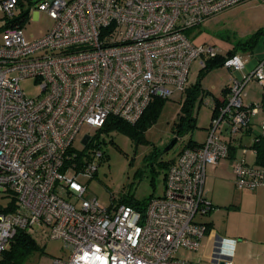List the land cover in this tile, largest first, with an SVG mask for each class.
<instances>
[{
  "label": "built area",
  "instance_id": "2783aa9c",
  "mask_svg": "<svg viewBox=\"0 0 264 264\" xmlns=\"http://www.w3.org/2000/svg\"><path fill=\"white\" fill-rule=\"evenodd\" d=\"M264 1V0H262ZM245 0H38V12L53 19L44 35L25 38L22 21L32 8L26 0H0V194L12 202L0 208V253L16 230L59 238L69 251L51 264H194L176 252L197 251L211 211L206 170L231 161L234 185L264 186V165L243 155L264 137V119L248 143L241 135L264 104L245 103L244 86H264V58L244 76L231 78L216 106L205 140L185 147L171 162L162 193L144 211L125 203L102 207L86 196V184L106 156L87 132L113 115L134 124L155 98L185 92L192 60L220 53L196 44L186 30ZM223 63L244 69L241 54ZM33 79L39 92L28 96L21 82ZM114 198V197H112ZM236 239L216 236L211 264H233ZM226 245L222 248L220 245ZM196 264V263H195Z\"/></svg>",
  "mask_w": 264,
  "mask_h": 264
},
{
  "label": "rangeland",
  "instance_id": "374dc122",
  "mask_svg": "<svg viewBox=\"0 0 264 264\" xmlns=\"http://www.w3.org/2000/svg\"><path fill=\"white\" fill-rule=\"evenodd\" d=\"M26 1H32L33 5L21 22L24 30L23 35L26 39L33 40L47 32L53 24V19L45 12L36 10L37 7L34 2L38 0ZM261 28L264 29V1L245 0L243 3L233 5V7L209 16L196 26L187 29L186 33L196 44L214 45L221 54L236 47L245 61L247 50L240 48L242 42ZM262 45L264 43L260 42L257 46L261 47ZM199 60L200 57L191 61L186 83L189 86L201 76V86L205 91H209V94L200 93L196 97L193 106L194 126L189 128L182 136L177 137V142L167 152L156 156L153 154V151L158 153L157 150H163L172 137L175 136L171 130V125L178 119L185 92L175 90V93L164 98L156 119L144 129L140 139L133 138L121 131L99 132L98 134L97 129H89L88 126H82L79 129L73 141L76 147H82V141L89 132L94 141L98 140L100 142V146L106 154L92 178L86 179L82 175L78 178L86 184V196L88 198L96 197L97 202L102 207L111 208L118 203L117 201L125 197L142 200L151 195H159L162 193L164 176L168 170L166 161L176 160L178 149L189 142L190 139L198 143L205 140L207 128L210 126L209 123L213 114L208 101L211 97L220 95V91L230 77L231 71L223 65L211 68L198 76L201 68ZM21 84L28 96H33L39 92V87L33 79L24 80ZM252 92L256 93L253 90ZM208 174L207 185L211 187L212 192L214 175L211 172ZM232 175V184L230 182V185L229 180H218L217 182V185L223 188L222 194L226 197V202L223 203L225 205L215 207L222 209L217 214L216 226L220 229L227 225L229 231H240L247 236L253 234L255 230L264 232V205L257 204L255 197L249 195L255 189H238L234 185V174ZM241 193L245 194L242 213L227 214V211L236 208L237 204L234 196ZM10 202H12L10 195L0 194V208L9 206ZM195 218L205 222L208 217L205 214L197 215ZM35 239L43 248V252L33 253L27 264H51L54 257H68L69 251L59 238L46 239L35 236ZM179 254V251H177L176 255L179 256Z\"/></svg>",
  "mask_w": 264,
  "mask_h": 264
},
{
  "label": "crops",
  "instance_id": "0c3cea01",
  "mask_svg": "<svg viewBox=\"0 0 264 264\" xmlns=\"http://www.w3.org/2000/svg\"><path fill=\"white\" fill-rule=\"evenodd\" d=\"M246 53V60L244 61L242 58V61L245 63V68L238 70L234 72L231 68V74L230 77L227 79L226 83L224 86H228L231 78H234L236 76H244L245 73L251 69L257 61H260L261 58H264V45L261 47L257 46L254 48V50L247 49ZM244 101L245 103L253 102V101H259L260 103L264 104V86L259 84L256 80H249L245 86H244ZM247 87H249L247 89ZM224 88V87H223ZM222 88V89H223ZM221 89V90H222ZM256 91L260 92L257 93L258 96L256 95ZM209 94V93H208ZM216 97V96H215ZM212 98V97H211ZM216 98H221V91L220 95ZM264 119V110L260 111L253 119V124L250 126L248 130H246L242 135L240 141L243 143H248L252 136L258 132V127H259V122ZM239 151L237 149H232L230 156L227 158V160H224L218 164H216L214 167H208L206 170V181H205V186H206V196L209 198L212 202L213 208L211 211L207 214V219L205 222L207 223V230L203 236V238L200 241V249L197 251H191L187 249H182L180 250V255H182L183 258L186 260L196 263V264H211L210 263V255L213 252V242L215 240L216 236H222L225 238H234L236 239V242L234 244V251H233V264H264V232H259L255 230L253 234L250 236H247L245 233L240 232V231H229L228 226L226 225L224 228H218L216 226V217L218 212L222 211V209L215 208L217 205L222 206L225 205L223 204L226 202V197L223 196L222 194V186H218L217 182L218 180L222 181H228L229 185L230 182L232 184V178H233V173H232V166H231V161L234 158V156H239ZM244 159L252 164L256 163L255 155L247 153L243 155ZM209 172L213 173L214 179L212 182V188L213 191L211 192L210 186L207 185L208 183V178H209ZM217 186V187H216ZM225 192V190H224ZM250 196H254L257 204H262L264 205V186L257 187L255 190L249 193ZM245 194L241 193L237 196H234L236 198V208L230 209L227 211V214L229 213H242L243 211V201ZM233 198V199H234ZM235 200V199H234ZM204 222V223H205ZM222 248H227L226 245L222 244L220 245ZM214 251H217L215 248ZM179 255V256H180Z\"/></svg>",
  "mask_w": 264,
  "mask_h": 264
},
{
  "label": "trees",
  "instance_id": "16d2710c",
  "mask_svg": "<svg viewBox=\"0 0 264 264\" xmlns=\"http://www.w3.org/2000/svg\"><path fill=\"white\" fill-rule=\"evenodd\" d=\"M260 42L264 43V29L262 28L247 37V40L242 42L240 48L243 50H254V48ZM235 52H238L236 47L233 49H229L226 53H219L218 55L213 56L211 58H204L203 61L205 65L200 68L198 76L202 72H206L211 68L223 66L224 58L227 55L235 54ZM200 79L201 76H199L194 83L185 88V98L183 100L184 102L181 105V110L179 112L178 119L177 121H174L173 125H171V130L175 136H182L189 128H192L194 126L193 106L196 102L195 99L198 95H200V93H209V91H205V89L202 88ZM227 89L228 87L224 86V88L221 90V96L225 95ZM212 98L213 100H215L216 106H218L219 104H224L225 102V100H219L216 97ZM162 101L164 102V98L155 97L134 124L129 123L117 116H108L104 123V126L98 129V134L99 132L110 133L112 131H121L131 135L133 138L140 139L144 129L156 119L157 113L159 112L160 107L163 104ZM95 142L100 145V142H98V140H96ZM199 144L200 143H198L197 141L190 139L189 142L183 144L178 150L180 151L185 147H190ZM252 146L256 149V163L264 165V137H260L258 140L253 142ZM157 151L159 152L157 153L153 151V154L155 156L163 153V151L161 150ZM171 162L173 161H166L168 167ZM151 196L142 200H133L131 198L125 197L117 202L129 204L138 210L144 211L147 200L150 199ZM35 240V236L28 234L25 230H16V233L11 239V242H8L9 245L0 253V264H27L28 259L31 257V255H33V253L39 254L43 252V248Z\"/></svg>",
  "mask_w": 264,
  "mask_h": 264
},
{
  "label": "water",
  "instance_id": "95a60500",
  "mask_svg": "<svg viewBox=\"0 0 264 264\" xmlns=\"http://www.w3.org/2000/svg\"><path fill=\"white\" fill-rule=\"evenodd\" d=\"M177 137L178 136L172 137L171 141L161 151L167 152V150L171 149L175 145V143L177 142V139H178Z\"/></svg>",
  "mask_w": 264,
  "mask_h": 264
}]
</instances>
